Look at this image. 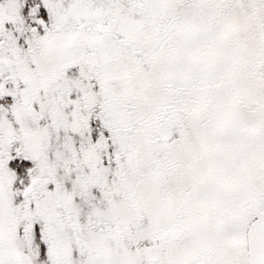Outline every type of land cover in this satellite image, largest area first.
Segmentation results:
<instances>
[{
    "label": "snow or ice",
    "instance_id": "obj_1",
    "mask_svg": "<svg viewBox=\"0 0 264 264\" xmlns=\"http://www.w3.org/2000/svg\"><path fill=\"white\" fill-rule=\"evenodd\" d=\"M0 264H264V0H0Z\"/></svg>",
    "mask_w": 264,
    "mask_h": 264
}]
</instances>
